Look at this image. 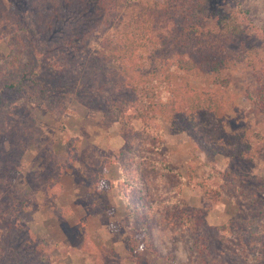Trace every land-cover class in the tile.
I'll use <instances>...</instances> for the list:
<instances>
[{"label": "rangeland", "instance_id": "1", "mask_svg": "<svg viewBox=\"0 0 264 264\" xmlns=\"http://www.w3.org/2000/svg\"><path fill=\"white\" fill-rule=\"evenodd\" d=\"M88 1L78 0L76 18L63 8L54 18L52 0H0V27L8 32L0 36V264H264V0L253 2L251 11L250 0ZM151 8L173 16L194 35L223 39L236 55L224 71L231 81L229 109L199 114L195 124L205 138L214 137L221 119L228 132L246 128L257 154L251 157L248 142L226 147L230 155L213 153L183 122L135 119L136 130L161 146L170 168L165 174L144 168L151 193L167 189L168 197L178 195L182 208L199 206L207 213L206 226L195 231L173 209L156 211L149 228L155 249L140 244L131 253L127 211L116 189L107 191L110 210L95 214L88 190L104 159L111 160L106 180L120 178V156L128 167L134 165L112 101L135 95L120 86L123 77L106 52L125 25ZM17 12L28 31L15 36L16 24L10 22ZM216 12L234 13L237 36L229 38L217 26ZM158 24L170 30V22ZM65 37L77 44L66 46ZM12 39L16 52L27 49L17 75L35 78L41 96L33 89L7 88ZM142 57L138 74L164 92L160 62L147 49ZM62 160L66 168L47 197L40 180L54 178L51 161ZM204 183L221 192L214 207ZM92 198L103 205L98 193ZM38 245L47 247L43 260Z\"/></svg>", "mask_w": 264, "mask_h": 264}, {"label": "trees", "instance_id": "2", "mask_svg": "<svg viewBox=\"0 0 264 264\" xmlns=\"http://www.w3.org/2000/svg\"><path fill=\"white\" fill-rule=\"evenodd\" d=\"M32 2L37 3L38 0H32ZM52 2V8L57 12L54 18L61 15L59 8H63L65 12L71 14L70 18L79 16L77 12L78 0H52ZM253 2L256 0H250L248 5L246 4V10H252ZM197 8H200V4L197 5ZM234 12L236 14V11ZM244 13L246 17L247 12L244 11ZM46 14L47 17H50L47 12ZM218 15L217 26L220 25L219 27L224 30L225 35L229 38L237 36V28L232 22L236 21L234 13L229 12L227 15L218 13ZM159 19L170 22V30L162 31L158 24ZM249 20L255 21L252 18ZM178 22L173 16L161 15L158 9L151 8L149 12L138 15L125 25L119 37L110 42L106 52V57L115 65L118 74L123 77L122 80H119L120 86L135 95L133 100L121 99V101L117 98L112 101V112L116 119L122 123V134L129 145L127 152L131 153L135 161L132 167H128L123 156H120L116 160L120 167V178L106 180L104 179L106 165L111 160L104 159L89 185L88 203L94 214L107 212L111 208L107 204V191L116 189L127 211L125 227L130 233L125 237V240L128 241L131 253H135L140 244H144L151 250L155 249L152 245L149 228L152 226L156 211L173 209L178 213L180 222L195 231L206 226L207 213V210L199 206L182 208L178 195L173 198L168 197L170 192L167 189L151 193L149 181L143 172L144 168L159 169L164 174L170 168L164 158L162 159L161 146L147 139V134L144 135L136 130L133 122L135 119H140L145 124H150L151 121L159 118H163L173 125L183 122L191 130L193 138L213 153L230 155L226 151V147L248 142L251 157H255L257 154V147L250 142L247 129L239 128L228 132L225 129L224 119H221L220 126L213 138L203 137L198 130L195 124L197 115L207 112L216 115L219 110L227 111L229 109L233 101L229 95L231 81L224 76V71L229 60L236 55L222 43L223 34L220 37L221 41L214 40V38L205 39L203 36L190 33L180 21ZM12 24H16L11 31L15 36L28 31L18 12L17 18L11 19L10 25ZM42 24L45 25L44 22L40 23L41 26ZM49 24L53 26V21H50ZM10 25L8 24V27ZM5 32L8 33L0 27V36H3ZM65 41L66 46L75 42L72 37ZM8 43L11 44V47L7 61L10 71L7 76H12V73L13 77L7 88L16 86L18 90L33 89L38 96H41V90L37 91L35 78L27 80L23 76L17 75L21 58L27 49L23 48L16 52V42L12 39ZM74 46L71 45L72 48ZM144 49H147L151 57L161 64V74L166 88L164 92L160 90V85L138 74L144 65L142 62ZM249 65L254 66L255 62L250 61ZM261 70L260 74L264 75V67L261 66ZM4 84L8 83L4 82ZM253 137L259 141L263 140L260 133H253ZM75 155L76 153L72 156L75 157ZM51 165L57 172L56 176L49 180H40L47 197L52 195L53 188L59 182L60 175L66 168L63 160L61 163L51 161ZM201 187L208 198L212 200L211 207H214L220 199L221 192L213 188L211 183L201 184ZM96 193L101 195L103 205L94 202L92 195ZM195 247L198 245L196 244ZM38 248H42L40 258L43 260V257H46L47 247L38 245Z\"/></svg>", "mask_w": 264, "mask_h": 264}]
</instances>
